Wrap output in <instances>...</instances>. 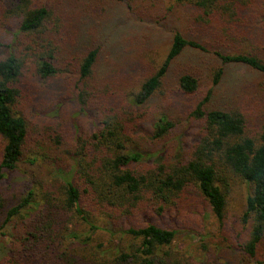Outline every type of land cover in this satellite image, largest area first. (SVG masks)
Wrapping results in <instances>:
<instances>
[{"label": "trees", "instance_id": "1", "mask_svg": "<svg viewBox=\"0 0 264 264\" xmlns=\"http://www.w3.org/2000/svg\"><path fill=\"white\" fill-rule=\"evenodd\" d=\"M115 5L157 27L182 9L188 30L147 70L122 56ZM235 67L264 78V0H0V180L30 148L41 164L0 192L3 264H216L180 224L198 207L225 231L237 179L253 223L232 246L256 256L264 80L231 83Z\"/></svg>", "mask_w": 264, "mask_h": 264}, {"label": "rangeland", "instance_id": "2", "mask_svg": "<svg viewBox=\"0 0 264 264\" xmlns=\"http://www.w3.org/2000/svg\"><path fill=\"white\" fill-rule=\"evenodd\" d=\"M113 13L108 18V21L113 24V27L119 30V41L125 45V50L122 49L123 57L131 59L133 62L140 61V65H144L147 70L156 68L165 58L168 53L169 46L172 42L174 30H181L184 33L188 30V21L182 9H179L175 15L167 20L163 25L157 27L155 25L136 24L126 18L125 7L123 5H115L111 10ZM140 58H137V54ZM231 83L237 82L245 84L247 87L250 83L254 85L259 83V80H264L263 76L256 73L249 72L243 68H233L226 75ZM208 84H211V78L208 76ZM225 87V86H224ZM3 149V139L0 136V160ZM38 155V149L30 148L27 150L25 160L18 168L11 172L5 173V178L0 180V192L4 191L11 199L19 196L21 186L29 178L28 176L33 172L37 174L41 170V164L37 166L30 165L29 160ZM251 192V184L237 179L232 184V188L228 193V205L226 209V228L225 231L221 227L215 217L208 210L204 213L195 215L199 210L194 207L190 214L185 217L187 224H180L183 229L180 233V239L183 240L182 245L192 242V237L196 232L202 234L210 240L207 243L216 249L214 245L218 244V248L213 253L216 264H264V239L259 245L256 256H250L238 249L232 244L239 240L248 230L251 229L253 218L247 214L246 199ZM202 205V206H201ZM200 207H204L201 203ZM186 212V211H185ZM4 215L0 213V264H3L4 255L11 227L4 225ZM194 232V234H193ZM194 242L198 237L193 239ZM211 255V253H210Z\"/></svg>", "mask_w": 264, "mask_h": 264}]
</instances>
